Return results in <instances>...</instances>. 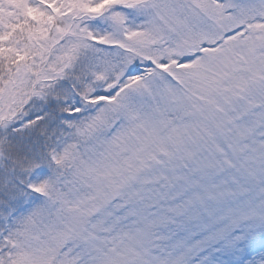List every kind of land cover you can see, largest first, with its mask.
I'll return each instance as SVG.
<instances>
[{
  "label": "snow or ice",
  "instance_id": "obj_1",
  "mask_svg": "<svg viewBox=\"0 0 264 264\" xmlns=\"http://www.w3.org/2000/svg\"><path fill=\"white\" fill-rule=\"evenodd\" d=\"M0 264H264V0H0Z\"/></svg>",
  "mask_w": 264,
  "mask_h": 264
}]
</instances>
